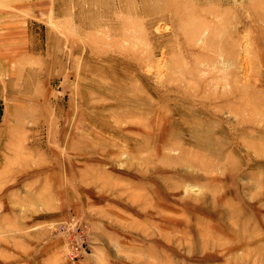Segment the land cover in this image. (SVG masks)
<instances>
[{
	"label": "rangeland",
	"instance_id": "1",
	"mask_svg": "<svg viewBox=\"0 0 264 264\" xmlns=\"http://www.w3.org/2000/svg\"><path fill=\"white\" fill-rule=\"evenodd\" d=\"M0 264H264V0H0Z\"/></svg>",
	"mask_w": 264,
	"mask_h": 264
},
{
	"label": "built area",
	"instance_id": "2",
	"mask_svg": "<svg viewBox=\"0 0 264 264\" xmlns=\"http://www.w3.org/2000/svg\"><path fill=\"white\" fill-rule=\"evenodd\" d=\"M73 228H78V227H73ZM83 228L84 227H82V229L80 228L81 229V232H82V234H85L86 233V236L85 237L88 238V230L85 229V228L83 229ZM78 230H76V229L75 230H70L69 235H68L69 236V239L67 241L68 242L67 248H68V255H69V257L71 259L76 258L78 256L79 249L81 248V246L79 244H77L73 240V237L77 235ZM82 234L79 235V237H81Z\"/></svg>",
	"mask_w": 264,
	"mask_h": 264
}]
</instances>
